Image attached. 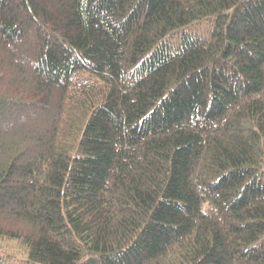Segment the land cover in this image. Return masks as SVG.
I'll list each match as a JSON object with an SVG mask.
<instances>
[{
	"label": "trees",
	"instance_id": "trees-1",
	"mask_svg": "<svg viewBox=\"0 0 264 264\" xmlns=\"http://www.w3.org/2000/svg\"><path fill=\"white\" fill-rule=\"evenodd\" d=\"M4 240L264 264V0H0Z\"/></svg>",
	"mask_w": 264,
	"mask_h": 264
},
{
	"label": "rangeland",
	"instance_id": "rangeland-1",
	"mask_svg": "<svg viewBox=\"0 0 264 264\" xmlns=\"http://www.w3.org/2000/svg\"><path fill=\"white\" fill-rule=\"evenodd\" d=\"M0 253L1 254L10 253L11 256H8V255L6 256L8 264L9 262L14 264L15 262L23 258V255H24L22 253V249L19 243L15 240L1 241L0 242Z\"/></svg>",
	"mask_w": 264,
	"mask_h": 264
}]
</instances>
